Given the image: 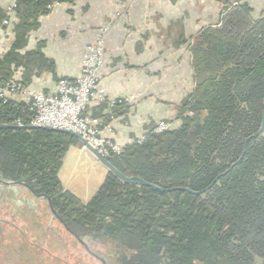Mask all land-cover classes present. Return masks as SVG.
<instances>
[{
	"label": "trees",
	"instance_id": "1",
	"mask_svg": "<svg viewBox=\"0 0 264 264\" xmlns=\"http://www.w3.org/2000/svg\"><path fill=\"white\" fill-rule=\"evenodd\" d=\"M24 2L50 10L52 0ZM189 48L195 87L179 124L162 134L153 127L108 159L129 177L201 190L240 158L264 118V11L254 17L248 2L226 0ZM33 116L24 101L0 100V123L31 125ZM77 141L59 130L0 129V177L51 198L55 217L83 245L113 242L115 264H264V132L201 195L126 184L108 171L87 203L63 191L58 176Z\"/></svg>",
	"mask_w": 264,
	"mask_h": 264
},
{
	"label": "crops",
	"instance_id": "2",
	"mask_svg": "<svg viewBox=\"0 0 264 264\" xmlns=\"http://www.w3.org/2000/svg\"><path fill=\"white\" fill-rule=\"evenodd\" d=\"M225 1L61 0L50 10L24 2L0 37V73L35 92L54 93L59 79L80 77L87 46L106 28L98 81L107 100L90 103L85 116L97 118L104 136L126 146L163 119L179 124V107L195 87L190 40L219 20ZM244 1L254 17L264 11V0ZM9 2L0 0V21ZM110 101L124 103L113 107ZM86 162L98 174L81 179L78 168ZM99 164L78 141L70 145L59 172L63 187L80 200L95 194L108 172ZM4 186L0 207L7 196L10 207L38 206L19 188Z\"/></svg>",
	"mask_w": 264,
	"mask_h": 264
},
{
	"label": "rangeland",
	"instance_id": "3",
	"mask_svg": "<svg viewBox=\"0 0 264 264\" xmlns=\"http://www.w3.org/2000/svg\"><path fill=\"white\" fill-rule=\"evenodd\" d=\"M99 165L104 167L101 163ZM78 170L83 173L81 179L90 173L98 174L97 168L89 162ZM5 181L19 182L10 187L22 190L24 200L35 199L39 204L37 207H10L9 196L3 198L5 206L0 207V264H115L120 248L113 242L106 240L97 243L87 239L83 245L55 217L51 198L35 194L21 180ZM63 191L69 190L63 187ZM93 196L94 193L82 197L81 201L87 203Z\"/></svg>",
	"mask_w": 264,
	"mask_h": 264
},
{
	"label": "built area",
	"instance_id": "4",
	"mask_svg": "<svg viewBox=\"0 0 264 264\" xmlns=\"http://www.w3.org/2000/svg\"><path fill=\"white\" fill-rule=\"evenodd\" d=\"M22 0H10L6 8V18L0 24V37L9 23V17ZM38 1V0H31ZM59 0H52L49 9L58 5ZM107 29H100L97 39L90 43L82 60L81 75L77 79L61 78L54 93L44 90L33 91L10 80L4 83L0 79V100L8 101L9 95L18 96L24 100L34 113L31 125L47 127L59 131H68L85 138L97 152L105 158L122 152L123 145L102 134L97 118L85 116L88 105L95 101H106L105 88L100 86L98 73L103 63L104 40ZM116 101H110L114 106ZM17 124H22L18 122ZM172 129L169 120L159 121L152 131L162 134ZM147 132L131 141L129 144L145 140Z\"/></svg>",
	"mask_w": 264,
	"mask_h": 264
},
{
	"label": "water",
	"instance_id": "5",
	"mask_svg": "<svg viewBox=\"0 0 264 264\" xmlns=\"http://www.w3.org/2000/svg\"><path fill=\"white\" fill-rule=\"evenodd\" d=\"M0 129H47V130H54L51 128H47V127H41V126H34V125H23V124H8V123H0ZM66 133L72 134L74 135L78 142L81 143L94 157L97 161H99L109 172H111L112 174H114L120 181H122L123 183L126 184H138V185H143V186H148L151 187L157 191L160 192H171L173 190H182V191H187L191 194L194 195H201L204 192L208 191L212 186L215 185V183L223 176H225L226 174H228L229 172L232 171V169L243 159L246 151H247V142L250 139H254L259 137L263 132H264V118L262 120L261 126L260 128L253 133L252 135H250L246 141H245V147L244 150L240 156V158L235 161L227 170H225L224 172H222L221 174H219L211 183L210 185H208L207 187L201 189V190H192L189 187H175V188H165V187H161L159 185H156L154 183H151L149 181H146L140 177H129L127 176L125 173H123L121 170H119L116 166L113 165V163L108 159L103 157L102 155H100L97 150L82 136L80 135H76L73 134L71 132L68 131H64ZM0 183L6 185V186H10L12 184H19V182H11V181H5L0 179Z\"/></svg>",
	"mask_w": 264,
	"mask_h": 264
},
{
	"label": "flooded vegetation",
	"instance_id": "6",
	"mask_svg": "<svg viewBox=\"0 0 264 264\" xmlns=\"http://www.w3.org/2000/svg\"><path fill=\"white\" fill-rule=\"evenodd\" d=\"M0 184H2V183H0ZM4 185V184H3ZM6 186V185H5Z\"/></svg>",
	"mask_w": 264,
	"mask_h": 264
}]
</instances>
